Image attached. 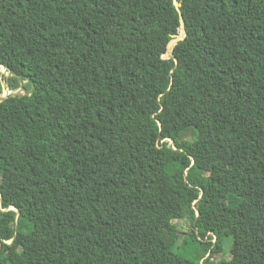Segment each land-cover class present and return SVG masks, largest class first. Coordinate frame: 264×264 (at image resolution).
<instances>
[{
  "label": "trees",
  "instance_id": "trees-1",
  "mask_svg": "<svg viewBox=\"0 0 264 264\" xmlns=\"http://www.w3.org/2000/svg\"><path fill=\"white\" fill-rule=\"evenodd\" d=\"M177 1L0 0V264H264V0Z\"/></svg>",
  "mask_w": 264,
  "mask_h": 264
},
{
  "label": "rangeland",
  "instance_id": "rangeland-1",
  "mask_svg": "<svg viewBox=\"0 0 264 264\" xmlns=\"http://www.w3.org/2000/svg\"><path fill=\"white\" fill-rule=\"evenodd\" d=\"M0 71L4 74V75H8L7 71L2 68L0 66ZM26 91L22 88H19L15 91H10L9 89H5L1 94H0V100L5 96L8 95L10 93L15 94V93H19V94H23ZM208 213L207 208L205 207L201 212L197 211L196 215H197V219L195 220V226L192 228V222L189 219L183 218L180 220H177L176 223V227H177V232L179 234L180 237V252L184 253V251L188 248H193L195 242L197 241V239L199 238V235L201 233H203L206 229H205V224H204V216L205 214ZM6 243H8V241H6ZM226 251L228 254V250L230 248V245L232 243V238L228 237L226 239ZM4 246L2 243H0V251L4 250Z\"/></svg>",
  "mask_w": 264,
  "mask_h": 264
},
{
  "label": "water",
  "instance_id": "water-1",
  "mask_svg": "<svg viewBox=\"0 0 264 264\" xmlns=\"http://www.w3.org/2000/svg\"><path fill=\"white\" fill-rule=\"evenodd\" d=\"M174 6H175V11L176 13L179 15L181 21L183 22V25H184V36L181 38V40L185 39V36H186V31H185V22H184V19H183V14H182V11H181V4L177 1V0H174ZM174 34L172 35V39L170 40L169 42V45L173 42L174 40ZM180 40V41H181ZM176 42V48H177V51L179 52L180 51V44L179 42ZM168 45V46H169ZM178 65H179V59L178 57L175 58V65L171 68H169L166 72H167V77L166 79L164 80L163 84H162V88H161V92L159 94V97H158V101L160 103V107L157 109V112H155L153 114V118L155 120H157L159 122V124L161 125V122L157 119V114L159 112H161L162 110V102L165 98V96L169 93L172 85H173V79L175 77H177L179 75V70H178ZM0 66L4 67L5 70H6V67L2 64H0ZM6 89V88H5ZM7 97V95H5L1 100L0 102L5 98ZM0 199H1V195H0Z\"/></svg>",
  "mask_w": 264,
  "mask_h": 264
},
{
  "label": "bare ground",
  "instance_id": "bare-ground-1",
  "mask_svg": "<svg viewBox=\"0 0 264 264\" xmlns=\"http://www.w3.org/2000/svg\"><path fill=\"white\" fill-rule=\"evenodd\" d=\"M183 33H184V29H183ZM2 67V66H1ZM2 68H4V67H2ZM5 69V68H4Z\"/></svg>",
  "mask_w": 264,
  "mask_h": 264
},
{
  "label": "built area",
  "instance_id": "built-area-1",
  "mask_svg": "<svg viewBox=\"0 0 264 264\" xmlns=\"http://www.w3.org/2000/svg\"><path fill=\"white\" fill-rule=\"evenodd\" d=\"M5 90V89H4ZM9 92H10V90H9Z\"/></svg>",
  "mask_w": 264,
  "mask_h": 264
}]
</instances>
